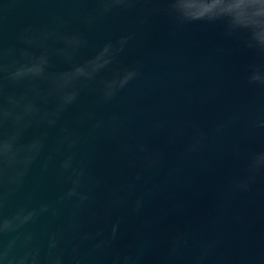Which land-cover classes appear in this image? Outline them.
<instances>
[{"label":"water","instance_id":"water-1","mask_svg":"<svg viewBox=\"0 0 264 264\" xmlns=\"http://www.w3.org/2000/svg\"><path fill=\"white\" fill-rule=\"evenodd\" d=\"M0 264H264V0H0Z\"/></svg>","mask_w":264,"mask_h":264}]
</instances>
